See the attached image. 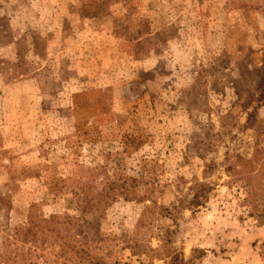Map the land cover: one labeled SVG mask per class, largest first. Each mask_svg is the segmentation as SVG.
Returning <instances> with one entry per match:
<instances>
[{"label":"rangeland","instance_id":"1","mask_svg":"<svg viewBox=\"0 0 264 264\" xmlns=\"http://www.w3.org/2000/svg\"><path fill=\"white\" fill-rule=\"evenodd\" d=\"M263 59L264 0H0V264H264Z\"/></svg>","mask_w":264,"mask_h":264},{"label":"trees","instance_id":"2","mask_svg":"<svg viewBox=\"0 0 264 264\" xmlns=\"http://www.w3.org/2000/svg\"><path fill=\"white\" fill-rule=\"evenodd\" d=\"M107 0H104V3ZM263 67H264V59H263ZM258 103L264 104V75L259 84V94H258ZM210 164H207L208 167ZM134 181V180H132ZM132 187H135L132 185ZM211 187L204 183L196 182L190 185L189 190H191V197L188 200H180V203H184V206L189 209H193L200 205H203L207 199V195L210 191ZM77 190V189H74ZM78 190L83 193H78V191H74V199H70L74 202L75 208L80 211V213H87V212H94L95 210H99L102 207L108 205L113 200L117 199L118 197H123L125 200H133L142 202L148 200L150 195L143 194L138 195L135 191L134 193H130L129 188H123V184H110L108 190L114 193H107V190L102 191L104 194L99 193L100 196H89L88 193L91 191L89 184L87 185L86 182H82ZM183 205H172L174 211H178L179 208H183ZM68 216L69 220L73 219L74 217ZM176 215H172V219L175 220ZM66 218L64 216H60L58 214H51L48 217H43L42 215L30 214L28 221L25 226H18L14 228L13 237L16 240L21 241L22 243L29 242L32 245H36L41 241L46 240L48 236L44 235L46 232H55L58 233L61 230H68L66 227ZM41 233V235H39ZM170 240L167 239V242ZM77 252V249L74 250ZM93 264H101L98 262H94ZM168 264H192V257L185 260L183 254L180 252L173 251L170 254V259Z\"/></svg>","mask_w":264,"mask_h":264}]
</instances>
